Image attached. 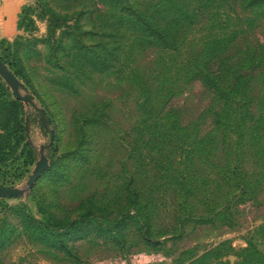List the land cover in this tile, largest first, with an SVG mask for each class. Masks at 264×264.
I'll return each instance as SVG.
<instances>
[{"label":"rangeland","instance_id":"374dc122","mask_svg":"<svg viewBox=\"0 0 264 264\" xmlns=\"http://www.w3.org/2000/svg\"><path fill=\"white\" fill-rule=\"evenodd\" d=\"M16 27L0 58L31 102L0 77V186L24 192L0 198V264L264 257V0H28Z\"/></svg>","mask_w":264,"mask_h":264},{"label":"trees","instance_id":"16d2710c","mask_svg":"<svg viewBox=\"0 0 264 264\" xmlns=\"http://www.w3.org/2000/svg\"><path fill=\"white\" fill-rule=\"evenodd\" d=\"M258 2H262V0H255ZM128 11V10H125ZM120 13L123 14V12L120 11ZM158 15H160V18L163 19V15H161L162 11L157 12ZM130 15L134 14V13H129ZM147 13H137L135 15L134 18V22L135 24L139 27V31L143 34H145V36L150 37L151 39L156 40L159 45L163 48H170V37H169V29L167 30H162L160 27H158L159 25L155 24L156 22H151V18L152 15H146ZM181 17L186 18V14L185 12H182ZM168 22V21H167ZM166 22V23H167ZM155 25V26H153ZM222 57L216 59V60H220ZM0 60L2 61V59L0 58ZM2 63L4 64V62L2 61ZM206 72L204 74H202L201 76V80L202 82L208 86L209 88H212L214 90V93H220L223 88H222V84H221V78L219 77L218 74H215L214 72H208L207 70H205ZM236 76V75H235ZM244 75L242 74H238L235 78H236V82L235 85L237 86V81L240 82L242 81L241 79L243 78ZM20 87V85H19ZM244 87V86H243ZM30 98V97H29ZM39 115L43 118L44 120V114L42 112H39ZM4 140L2 135L0 134V141ZM6 150L7 153L12 152L13 151V147L12 146H8V144L3 145L0 143V152ZM2 187V186H0ZM5 188V187H3ZM21 221L23 223V225H27L25 229H27L30 233L35 234L38 238L39 241H41V238L43 235L42 230L40 228V224L37 220H35L34 218H32V216H30L29 214H25L23 213V215H21ZM6 229L5 227H1L0 229V251L2 249H4L8 244L7 241L9 240V236L6 235ZM149 231V229H148ZM253 251L254 254H259V259H257V261H248L246 260V263H242V264H264V257L263 255H260V253L258 251H256L254 249V247H250ZM251 256V255H250Z\"/></svg>","mask_w":264,"mask_h":264},{"label":"water","instance_id":"95a60500","mask_svg":"<svg viewBox=\"0 0 264 264\" xmlns=\"http://www.w3.org/2000/svg\"><path fill=\"white\" fill-rule=\"evenodd\" d=\"M0 77L5 82V84L11 89L13 96L24 103H30L31 99L28 96H21L19 91V82L14 77V75L5 67V65L0 60ZM43 151V149H41ZM49 169V163L47 158L42 155L34 168L32 175L28 178L27 185L30 190L33 185L40 179L42 174H44ZM24 192L17 188H3L0 187V198L3 199H17L23 197Z\"/></svg>","mask_w":264,"mask_h":264},{"label":"crops","instance_id":"0c3cea01","mask_svg":"<svg viewBox=\"0 0 264 264\" xmlns=\"http://www.w3.org/2000/svg\"><path fill=\"white\" fill-rule=\"evenodd\" d=\"M28 0H0V41L16 36L18 14Z\"/></svg>","mask_w":264,"mask_h":264}]
</instances>
